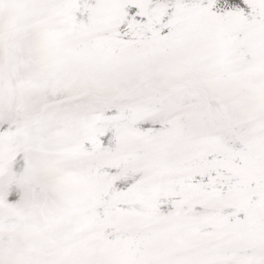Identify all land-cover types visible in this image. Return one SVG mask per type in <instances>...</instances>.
Listing matches in <instances>:
<instances>
[{"label": "snow or ice", "instance_id": "obj_1", "mask_svg": "<svg viewBox=\"0 0 264 264\" xmlns=\"http://www.w3.org/2000/svg\"><path fill=\"white\" fill-rule=\"evenodd\" d=\"M0 264H264V0H0Z\"/></svg>", "mask_w": 264, "mask_h": 264}]
</instances>
